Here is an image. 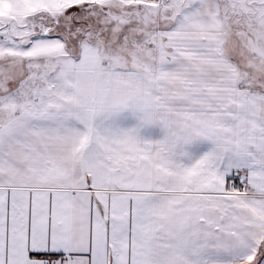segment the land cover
<instances>
[{"label": "snow or ice", "instance_id": "obj_1", "mask_svg": "<svg viewBox=\"0 0 264 264\" xmlns=\"http://www.w3.org/2000/svg\"><path fill=\"white\" fill-rule=\"evenodd\" d=\"M0 264H264V0H0Z\"/></svg>", "mask_w": 264, "mask_h": 264}]
</instances>
